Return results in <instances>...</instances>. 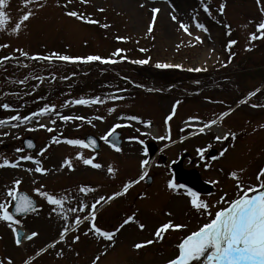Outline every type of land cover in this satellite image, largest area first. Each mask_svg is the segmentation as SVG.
I'll return each mask as SVG.
<instances>
[{
	"label": "rangeland",
	"instance_id": "374dc122",
	"mask_svg": "<svg viewBox=\"0 0 264 264\" xmlns=\"http://www.w3.org/2000/svg\"><path fill=\"white\" fill-rule=\"evenodd\" d=\"M59 2L64 4L66 0H59ZM204 2L211 7V17L203 11L201 0H89L87 4H82L81 0H72V3L68 5L69 9L85 13L100 22V24L91 25L64 16L65 9L57 7V0H47L45 8L33 9L36 15L26 22V26H23L19 35H17L11 31V28L22 12L28 9L24 8L22 0H8L5 11L11 17V21L8 24L7 31L0 30V44H8L9 47L0 48V57L10 55L25 58L15 51L17 48H22L30 56L35 54L48 55L50 52L55 51L69 56L100 55L107 58L111 56L115 49L122 48L125 49V52L121 55L126 56L127 59L124 60L130 63L133 60L150 57L149 62L143 65L156 67L157 62L181 64L183 65L182 69L187 71L196 67L206 68V71L200 72L209 73L214 79H219L226 74L224 69L227 68L222 69L225 64L229 67L227 69V74L229 75L236 72V70L230 68L234 62L245 59L242 55L246 54L244 50L248 44V34L255 31V23H249V21L259 22L261 13L256 0H226L227 6L223 16L219 14L218 6L225 0H204ZM141 4H143V7L140 6ZM262 4H264V0H262ZM28 7L31 8L32 6L29 5ZM152 7H157L161 11L157 14L153 31L148 33L147 25L150 21V9ZM99 9H103V11H99ZM171 15H176L179 20L188 23L190 30L203 38V43H195L194 46L190 45L188 41L191 38L178 29V25L171 20ZM194 16L199 22L206 25L209 29L207 33L195 28V22L192 19ZM102 24H108L110 27L103 28L100 26ZM225 24L231 26V35L226 34L228 29L224 27ZM118 36L127 37V39L117 40L116 37ZM229 39L237 40V43L231 48V52L235 53V58L231 59L232 65L228 64L229 51L226 50ZM177 45H179V48ZM142 48L146 49V51L141 52L140 49ZM251 49H253L252 52L256 56L250 54L248 55L250 57H246V60L255 61L259 59L257 56L264 55V39L253 41ZM260 58H264V56ZM113 59L118 61L120 58L114 57ZM95 63V68L104 69L109 66L103 65L100 61H95ZM59 71L55 73L59 75ZM27 72L26 77H28ZM263 72L262 70L247 68L243 75L232 76L233 84L228 80H222L224 82L221 89L217 87L210 88V82L202 81L200 84H195L196 82L190 83L170 91H166V88L159 87L155 83L150 84V82H146V79L139 80L136 76L127 73L122 77H99L98 81L103 85L102 94H100V91H93L94 85L92 84L82 90L83 92L74 95V97L64 98L65 101H70L80 97L94 98L99 96L105 100V103L92 104L85 106L86 108L79 105V107H75L72 110L76 113V116L87 117L88 120L92 121L91 124L87 120L64 123L57 119L54 126L49 124L50 127L55 129L75 128L79 129V131H69V133L80 134L88 132L101 136V133L106 128H111L117 122L126 123V129L122 131L125 136V146L121 158L119 154L110 151L108 146L102 148V155L99 158L102 161L101 165H105V163L110 161L113 164L116 159L120 158L121 161H125L127 167V177L119 182L117 189L105 193V196L118 191L122 187V183L128 179H136L138 174H129L132 173V170L139 167L140 161L143 159L141 152L142 150L144 151L147 145L150 149L156 150L165 147L166 144L168 145V139L159 140L147 135L145 136L148 139L147 145L139 147V142L129 140V137H138L139 134L141 139L142 137L145 138L142 135L145 125L138 122L141 125L139 126L134 124V121L120 119L121 116L135 115L140 117L142 121H151V126L157 129L156 137L167 136L165 130H163L165 128L171 137L169 140L178 141L181 136L186 139L193 133V129L185 125L186 121L189 122V117L195 116L199 117L200 121H207L218 116L220 112L231 108L233 111L228 117L224 118L220 127L225 131L231 130L237 133V139L235 141L229 139L217 142L213 139V136L217 133L210 131L197 134L189 140L177 142L174 146L167 148L166 151H162L159 158L153 163L152 169L150 167L149 175L152 174L153 182L147 188V185L141 182L133 185L127 194L116 198L109 205L110 207L107 208L112 213L117 209L115 206L122 202L123 210H128L125 211V218L133 212L136 220L145 224L143 230L139 229L137 223H131L116 235L114 246L108 242L100 248H85L84 245L75 243L69 249L67 245L60 244L56 249H51L48 253L37 258L34 264H92L93 258L101 255L106 245L108 246V252L106 255H101L98 264H165V261L176 253V245L180 239L207 221L206 217L199 215L191 208L188 202L189 197L183 194L186 191L185 189H180V195L168 190L167 182L173 180L169 168L175 166V163L170 166L169 160L178 161L180 158L182 160H179L181 171L195 173L197 179L203 183L205 190L209 186L211 187L208 195L200 194L205 196L199 195V198L213 205L211 209L213 214L218 208L226 206L224 203L217 204V201L225 193H227L226 199L235 198L237 192L236 182L229 177L230 171L244 169L245 171L241 173L242 181L245 184L256 183L255 174L260 167L264 166V128L261 127V125H264V108L252 107L250 104L236 106L228 95L230 94L231 96L233 93L243 95L247 93L250 90V86L260 83L257 80L250 82V78L258 77ZM51 73V69L45 70V74L50 75ZM220 73L224 74L219 75ZM70 74H72L70 71H61V75L57 77L54 83L44 79H37L36 85L38 86L32 88L34 92L21 93L22 91H11L9 95L12 100L10 101L16 111L7 110V113L0 116V119L15 115L17 111L21 116L28 115L33 111H37L46 103L56 104L57 110L62 108L61 105L64 103L58 97H65L62 95L64 90L61 93H56L46 101L42 100L41 105L29 113L22 114L25 108H29L31 102L37 100L36 96H34L37 91L46 88L59 89L61 84L60 77H66ZM98 74L100 73L97 70H93L91 73L93 77L98 76ZM18 75L23 76V73L19 72ZM77 76L75 75L73 79L80 80V77ZM144 77L146 78L147 76ZM15 78L18 77L13 70L5 69L0 71V96H4L6 92L2 89L3 84ZM106 82L109 84L107 87ZM130 83L138 85L133 89L129 88ZM248 83L249 85L247 86ZM233 86H235V89ZM22 87H25V84ZM117 89L119 90L112 91ZM113 95L122 96L123 99H109ZM185 98L188 99L186 100ZM178 100L180 104L176 107L175 115L166 125L165 119L171 113L173 105ZM262 100L264 98L258 97L255 100H250V103L257 104V102ZM0 103L3 104L2 102ZM112 107H115V111L109 113L108 109ZM65 113L68 115L70 112ZM96 116H103L104 119L102 121L96 120ZM49 120L45 123H48ZM28 127L34 128L36 125L34 123L19 128H0V132L10 133L7 136L0 135V160L3 158L15 160L19 155L35 156L42 147L50 143L52 135L49 132L44 129L28 131ZM25 136L32 137L38 144L36 151L32 154L26 151L23 153L15 151L16 148L22 147L21 140ZM209 144L211 147L213 146L210 149L208 147ZM200 147L206 149L203 158L197 152V148ZM223 148H227V152L223 157H220L219 152ZM63 150L66 154L71 155L69 157L73 158V160H76V153L81 152L78 151V147L67 146L62 149V147H57L56 144H51L40 159L49 160L56 151ZM82 153L85 157H88L87 152ZM212 157H217V159L213 160ZM21 163V168L6 167L0 169V193H2L6 185L11 184L13 179H21L23 181L20 186L21 189L26 185L28 187L33 184V179L39 181L37 178L38 174L24 171V168L34 167V165L31 162ZM115 164L118 165V163ZM205 164H210L211 166L205 167ZM99 170L103 174V167ZM27 180L29 182H26ZM211 181H218V183L213 184ZM70 182L71 176L69 174L56 171L48 179V186L52 189H58V187H65ZM116 182L105 175L104 177H94L91 187L95 191L87 196L81 195V198L86 202L94 200L101 195L100 188L102 183L104 185L103 189H109ZM33 188L31 186V191H28L30 194H34L32 192ZM142 193L145 194L143 197L141 196ZM42 200L44 201V199ZM169 212L171 216L166 215ZM169 219L173 220L174 223L185 224L187 227L179 230H169L164 234L163 241L147 245L139 251L133 249L132 245L134 243L153 239L155 229ZM109 222V228L114 229L117 216L111 217ZM38 227L41 230L39 239L32 243H25L24 247L18 249L11 244L7 226L0 223V256L11 254L15 264H21L26 254H33L35 249L43 246L54 237L47 235L50 233L48 229ZM28 230L33 229L28 228ZM72 235L74 233L68 237L69 243H71ZM86 240L91 242L92 238L88 237ZM60 248H63L64 255L58 258L55 252Z\"/></svg>",
	"mask_w": 264,
	"mask_h": 264
},
{
	"label": "snow or ice",
	"instance_id": "6c2138e0",
	"mask_svg": "<svg viewBox=\"0 0 264 264\" xmlns=\"http://www.w3.org/2000/svg\"><path fill=\"white\" fill-rule=\"evenodd\" d=\"M8 0H0V30L7 31L8 24L11 21V17L5 11ZM89 0H81L82 4H87ZM24 8H27V11H23L19 16L14 26L11 28V31L19 35L23 26H26V22L29 21L32 17L36 15V12L33 9H43L47 5V0H22ZM72 3V0H66L64 4H60L57 0V7L65 9L63 15L69 18H74L82 23L97 25L100 24L98 20L92 19L90 16L82 13L80 11L69 9L68 5ZM257 5L259 6V11L261 13V19L259 22L249 21V23H255V31L248 34V44L246 45L247 51H250L252 48V42L260 39H264V4L262 0H256ZM32 7L29 8L28 6ZM201 5L203 11L209 16H212L211 7L208 3H205L204 0H201ZM143 7V4L140 5ZM226 0L223 3H220L218 6V12L221 16L225 14L226 9ZM103 11V9H99ZM161 9L157 7H152L150 9L151 17L147 25V32L151 33L154 29L157 14ZM193 21L195 22V28L207 33L209 29L205 24L199 22L194 16ZM171 20L178 25V29L186 34L191 39L188 41L190 45L195 43H203V38L200 35L195 34L190 30V25L185 23L182 20H179L176 15H171ZM219 22V21H218ZM103 28H108L110 25L102 24L100 25ZM224 27L228 29L227 35H231V26L225 24ZM117 40H126L127 37H116ZM183 43V41H181ZM237 43V40L229 39L226 45V50L229 51V60L231 62L232 57L235 53L231 52V48ZM8 44H0V48H7ZM179 48V45H177ZM21 56L32 59V60H44L52 62L53 60H59L64 62H93L100 61L102 63H117L114 57H119L121 60L127 59L126 56L121 55L125 52V49L117 48L111 54L110 57H101L100 55H87V56H69L61 54L59 52L52 51L48 55L35 54L30 56L27 51L22 48L15 49ZM141 52L146 51V49H140ZM15 59L14 56H3L0 57V63L5 61ZM149 59H140L133 60L132 63L136 64H147ZM157 68H182L181 64H169L157 62L155 65ZM224 66H227L226 64ZM206 68H190L188 71H206ZM38 80H42L41 77H36ZM52 79H55V76H52ZM63 79H68V77H63ZM19 83H25L24 80H20ZM198 83V81H197ZM261 90L259 88L255 89L252 92L248 93V98L255 96ZM112 100L123 99L122 96L113 95L109 97ZM105 100L97 96L94 98H85L80 97L70 101H65L61 107H67L71 105H84L89 106L92 104H103ZM240 103H247V98L242 99ZM180 104V101H176L172 107L171 113L166 117L165 124L172 119L175 115L176 107ZM264 105L253 104L252 107H262ZM0 108L4 110L16 111L12 105L8 103L0 104ZM109 113L115 111V107L108 109ZM233 109L229 108L227 111H222L213 119L207 121H200L199 117H189V121H199V127L197 128L198 133H207L213 131L215 128L218 134L213 136L217 142H223L231 139L235 141L237 139V133L231 130H223L220 128L225 117H228ZM50 116L51 118L48 123H41L40 118ZM57 119L67 123L70 121H85L91 124V120H88L84 116H72L64 115L60 111H57L56 104H44L37 111H33L28 115L21 116L17 111L15 115L0 119V128H19L22 126L30 125L35 122L36 127H28V131H35L37 129H44L49 133L55 132L54 127H50L49 124L55 125ZM96 120H103V116H96ZM120 119H125L128 121H137L143 123L145 127L151 128V121H142L140 117L135 115L130 116H121ZM187 123V122H186ZM120 124H114L106 133L100 137L105 143L110 144V146L117 152L122 149L115 143L114 140L110 138L115 134L117 128L121 127ZM264 128V125H261ZM170 131V130H169ZM9 132H0V135L7 136ZM142 135H151L150 132L143 133ZM19 138V137H17ZM155 139L165 140L170 139L168 136H158L154 137ZM129 140H136L141 145L145 144V141L139 139L138 137H129ZM64 142L70 146L78 148H91L95 150L96 140L90 139H80V138H62V134H54L50 138V143L45 147H42L39 152L33 155H19L15 160L3 158L0 160V169L2 168H21V162H31L34 167L24 168V171L28 173H36L40 175H47L49 169L43 166V162L40 157H43L45 152L51 144H59ZM27 147L33 148L34 144L31 140L27 141ZM210 148L211 145L209 144ZM17 153H23L24 148H16ZM198 154L201 158L204 157L206 149L204 147L197 148ZM227 152V148H223L219 152V156L223 157ZM144 154L147 156V149H144ZM75 159L82 162L85 166H91L95 169H100L103 167L100 163L95 162V156L85 157L82 152H77ZM213 160L217 157H212ZM149 159L145 158L140 161L141 173L136 179H128L126 182L122 183V187L118 191H114L111 195L105 196L100 195L95 198L93 202L89 205L84 199L77 198L70 195L67 191L64 193H56L46 190L43 184L34 187L32 192L35 196L40 197L50 205L49 216L53 214L58 216L62 220V224L58 230L57 236L51 241L46 242L43 246L34 250L33 254H26L22 259L21 264H34L37 258L48 253L51 249H56L58 245L65 244L71 249L72 245L79 242L81 237L80 235H72L71 243H69V234L78 232L80 225L85 221L88 222L87 231L83 235H91L94 238L99 240H104L110 243V245H115L116 234L124 228L125 225L130 223H137L140 230L145 228V224L139 223L136 220L135 214L128 215L122 223L119 224L113 230H105L102 227H99L96 223L97 220V206L102 202H110L117 197L123 196L129 192V189L143 181L148 175ZM205 167H210V164H205ZM67 168L70 171L75 170L73 163V158L66 157L60 164V169ZM57 169V170H60ZM244 169L230 171L229 177L233 179L237 192L234 199H226L227 193L220 197L217 201V204L224 203L225 207L218 208L215 213L211 211L213 205L207 201L200 199L199 194L193 191L191 188H186L185 185H180L173 180L167 182V188L171 192L180 195V189L185 188L186 191L184 195L189 197V204L191 208L201 216L207 218V221L201 224L195 230L190 231L187 235L183 236L179 243L176 245V253L169 259L165 261V264H264V167H260L256 172V183L255 184H245L242 181L241 173ZM117 172V169L109 165L107 167V173L109 176L114 177ZM23 181L21 179H13L10 185H6L0 193V223H3L10 230L12 235V242L16 248H22L25 246V242H34L39 236L40 232L37 230L21 231L23 228L22 216L28 213H37L39 211V206L36 204V201L26 192H22L20 189ZM33 184H36L37 181L33 179ZM215 184L218 181H211ZM78 193L82 196H87L89 193L95 191V189L89 185H79L77 188ZM145 194H141L143 197ZM73 200H78L75 206L72 205ZM80 213H86L85 215H80ZM166 215L171 216V213H166ZM187 225L174 223L173 220L169 219L166 222L161 223L153 233V239L143 240L136 242L132 245L134 250L139 251L147 245H151L156 242L163 241L164 234L169 230H179L186 228ZM108 252V246L106 245L103 249L101 255H106ZM56 257L60 258L64 255L63 248H60L55 252ZM79 255V253H77ZM101 255H97L93 258L92 264H98V261L101 259ZM0 264H15L11 254H6L0 256Z\"/></svg>",
	"mask_w": 264,
	"mask_h": 264
},
{
	"label": "flooded vegetation",
	"instance_id": "af4514ba",
	"mask_svg": "<svg viewBox=\"0 0 264 264\" xmlns=\"http://www.w3.org/2000/svg\"><path fill=\"white\" fill-rule=\"evenodd\" d=\"M119 163L120 162H118V164ZM117 167L119 168L120 166H117ZM62 172L69 174L71 176V179L74 177V175L72 174L73 172L68 170L67 168L63 169ZM71 189L72 188L70 187V183H69L65 187H58L57 190H59L60 193H64L65 191L69 193ZM77 198L79 199L81 198V196L78 195ZM72 205H73V201H72ZM50 207H51L50 205H48L47 203H44L42 207L39 208V211L36 214H28L25 217H23V220L36 229H40L38 227L40 226V227H44L48 229L49 231H58L63 222L55 214H53L51 217L49 216ZM85 214L86 213H80V215L82 216ZM114 215L117 216L118 222L122 220L123 213L121 209L118 208L112 213L107 211L105 213L98 215L97 220H96L97 225L104 229H109V225H110L109 219L113 217Z\"/></svg>",
	"mask_w": 264,
	"mask_h": 264
},
{
	"label": "trees",
	"instance_id": "16d2710c",
	"mask_svg": "<svg viewBox=\"0 0 264 264\" xmlns=\"http://www.w3.org/2000/svg\"><path fill=\"white\" fill-rule=\"evenodd\" d=\"M153 71V70H152ZM150 71V76L160 82H172L175 80H193L196 75L187 73L181 70H159V71Z\"/></svg>",
	"mask_w": 264,
	"mask_h": 264
},
{
	"label": "water",
	"instance_id": "95a60500",
	"mask_svg": "<svg viewBox=\"0 0 264 264\" xmlns=\"http://www.w3.org/2000/svg\"><path fill=\"white\" fill-rule=\"evenodd\" d=\"M90 139H93V138L92 137H88L86 140H90ZM28 140L29 139H25L23 141L24 147L26 149L33 150L35 148V145H34L33 148H28L27 147V141ZM96 144H97V141H96ZM176 178H177V180L184 181L186 184L192 186L193 188H195L197 190H200V188H201L200 185L197 182H195V179H194V177L192 175H188V176L177 175Z\"/></svg>",
	"mask_w": 264,
	"mask_h": 264
},
{
	"label": "bare ground",
	"instance_id": "6f19581e",
	"mask_svg": "<svg viewBox=\"0 0 264 264\" xmlns=\"http://www.w3.org/2000/svg\"><path fill=\"white\" fill-rule=\"evenodd\" d=\"M191 125L193 126V128H196L195 130H197V124L196 123L191 122ZM213 131H215L217 133V130L215 128L213 129ZM148 132H150L151 134H156L157 130L155 128H150V129H148Z\"/></svg>",
	"mask_w": 264,
	"mask_h": 264
}]
</instances>
